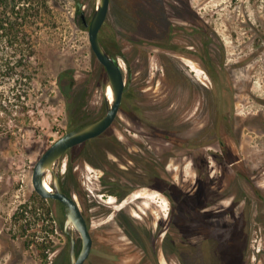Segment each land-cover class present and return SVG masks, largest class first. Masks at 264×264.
Here are the masks:
<instances>
[{
	"label": "rangeland",
	"instance_id": "374dc122",
	"mask_svg": "<svg viewBox=\"0 0 264 264\" xmlns=\"http://www.w3.org/2000/svg\"><path fill=\"white\" fill-rule=\"evenodd\" d=\"M49 1L51 12L35 41L33 72L38 77L26 86L28 95L17 98L15 79L0 75V264H71L63 206L37 193L33 171L57 140L104 116L109 103L107 72L92 50L89 28L81 17L85 12L90 23L99 0ZM168 2L111 0L100 32L102 43L123 69L127 86L106 136L122 144L103 146L104 154H96L97 142L87 141L65 157L63 188L79 203L94 241L85 264L142 262L148 255L135 247L129 233L138 236V226L158 238L167 231L170 214L174 226L182 227L184 195L195 192L202 179L210 184L208 173L220 174L212 182L213 199L227 194L209 213L220 217L215 222L221 227L222 264H264L262 221L246 243V182L237 184L235 196L229 186L234 174L246 171L252 149L254 162L264 163V122L253 128L249 123L252 116H264V0H191L205 24L204 46L188 52L176 49L185 59L166 51L172 21L184 22ZM183 36L177 41L185 46L188 38ZM219 141L229 156L226 149L218 156ZM145 148L156 149L157 161L163 163L166 160L160 158L167 152L171 157L167 168L165 164L155 168L154 163L148 168L141 158L142 153L151 155ZM107 157L120 163L123 175L133 171L127 164L136 168L135 187L123 202L104 193L105 172L97 164L109 169ZM237 160L234 169L230 162ZM230 219L236 250L225 231ZM81 247L77 237V250ZM161 261L167 264L163 255Z\"/></svg>",
	"mask_w": 264,
	"mask_h": 264
},
{
	"label": "flooded vegetation",
	"instance_id": "af4514ba",
	"mask_svg": "<svg viewBox=\"0 0 264 264\" xmlns=\"http://www.w3.org/2000/svg\"><path fill=\"white\" fill-rule=\"evenodd\" d=\"M157 1L159 2L160 0H157ZM168 1H170V3L169 2L168 3L170 4L171 10L175 12L179 11V13H177L176 15L183 17L182 21L184 22L182 25H180V23L178 22L174 23L172 21L171 26L173 27V29L172 31H170V35L172 36V38L169 40L170 44L169 46H167L166 51L173 55L174 53L175 54L178 53L176 52V49L183 50L185 52H188L189 49H192V50L200 49L199 47L204 46L203 36L205 34V24L203 22V17L199 15L198 10H193L194 6L191 0H168ZM162 4L165 5L166 3L164 2ZM167 10H168V7L166 8V11ZM181 34L182 36L185 35L183 37L188 38L187 40L188 43H186L185 46L181 44L182 42L180 43L177 41V37L181 36ZM190 40L191 41L195 40L197 43L192 44L190 43ZM179 56L180 55L177 54L175 57H179ZM180 57H182V59H185L183 56H180ZM171 62H178V60L172 59ZM263 117L264 116L257 118V117L252 116V119L249 120L251 127L252 126L255 127L256 125L262 124V122H264ZM141 120L142 119L139 118V123H141ZM248 126L249 125H246V127ZM241 128L243 129L244 127L241 126ZM219 142L220 144H219L218 156L221 158L222 150L224 149H226V157L229 156L230 152L227 151V147L225 146L224 142H221V141ZM199 147L201 146H198V148ZM145 149L151 155L143 156L144 154L142 153L141 158L143 159V163L148 168L150 164H153V163H154L153 165L155 166V168H156V165L157 166L159 165L158 166L159 168L161 167V165H163V168L166 165V168H167L169 164L168 160H171L169 159L171 157L166 155L167 152L163 154L160 158V160H166L163 163L159 160L157 161V157L155 156L157 153L156 149L155 150L154 149L148 150L147 148ZM257 150H260V149H257ZM255 152L256 150L252 149L251 153L249 154V161L246 164V171L242 173L240 172V173L234 174L235 180L234 182H230L229 184V186L231 187L230 191L231 193H233V196H235L234 188L237 186L239 182L240 183L246 182V185L248 188V190H246L247 199H248L247 201L248 202V216H247L248 239L246 243L250 242L249 239H251V235L254 234V229L257 230L259 226L261 227L262 225L261 221L262 223H264L263 221L264 220L263 219L264 217V186L263 185L264 184L262 182L260 183V181H264V163H262L261 165H257L254 162L256 159ZM188 158L194 162V165L197 164L198 161L196 160L194 155L189 154ZM222 160H225V157ZM239 162H240L239 160L235 162H230V166L234 167V169H237ZM220 173L223 175L221 170H220ZM136 174L137 173L133 174L135 175L134 178H136ZM156 174L159 177H162L157 172ZM167 174H168V169H167ZM143 175L146 176L148 174L144 173ZM208 175L211 178L209 180V182L211 181L210 184L208 185L206 184L205 179H202L200 177V172H199L198 178L200 181L202 179L201 185L197 187L195 192L184 195L185 197L183 200L186 202H184L185 210H184V213L182 214V220H185V223L184 225H182V227H180L179 225H177V227L174 226V223L172 221V218H173L172 214L169 215V218H168L169 227L167 231H164L165 234L163 238L161 236L163 235L164 232L160 233L158 235V238H156V237L151 236L152 234L151 232L147 233L146 229L139 228L138 226L135 225L137 228L136 233L138 234V236L133 234V232H130L129 236L131 237V242L135 245L136 248L143 249V251H145L144 253L147 254L148 257L147 258L143 257L142 262H139V263L134 262L132 264H162L161 255L164 256L167 264H222V248H221L222 239L219 235L221 232V227L219 228V225L215 222V219L220 220V217H218V215L217 217L214 215L211 216L209 213L210 211L213 210V208L216 207V205L218 206L221 202H223L222 201L223 199L221 196L223 195L226 198L227 194H217L215 195V199H213L214 196L211 195L212 193L211 191L214 189H211V187H213L215 183H212V182H215L217 180V177H219L220 174H216L215 176V175H212L211 173H208ZM158 176L154 175L152 178L157 179ZM61 181H62V174H61ZM147 186L150 187V185H147ZM162 192L171 202V198L168 195V193L165 191H162ZM110 195H113V194H110ZM127 196L121 200L119 199V196H115V197L117 198V201L123 202L125 201ZM202 197L204 199L203 202L201 201ZM206 197H207V200H206ZM195 198L197 199L198 201L197 204L199 205L194 203L193 199ZM216 211L217 210H215V212ZM217 213L219 212L217 211ZM202 220L204 221L202 222ZM228 222L231 224L232 219H230ZM133 224L134 223L132 222V225ZM232 224L230 225L229 229H225V231L226 230L228 231L226 232H227V235L229 234L228 237L230 240V246H233V249L236 250L235 249V245L237 244L236 238L231 237L232 234L235 232L231 227ZM135 226H133V228ZM256 230H255V233H256ZM6 244H7L6 246L10 245L9 243H6ZM8 249L9 248L7 247L5 250H8ZM4 253L5 252H3L2 255ZM233 255H236V251L233 253ZM120 264H124V263L121 262Z\"/></svg>",
	"mask_w": 264,
	"mask_h": 264
},
{
	"label": "water",
	"instance_id": "95a60500",
	"mask_svg": "<svg viewBox=\"0 0 264 264\" xmlns=\"http://www.w3.org/2000/svg\"><path fill=\"white\" fill-rule=\"evenodd\" d=\"M110 3L111 0H99L90 23L87 21L85 12L81 13V17L84 25L89 28L92 50L106 69V89L111 88L113 101L108 103L104 116L67 132L57 140L37 161L33 171V185L37 193L45 199L58 200L63 206L64 230L70 239L71 264H85L92 252L94 241L87 218L79 203L63 188L61 174L65 157L70 149L101 136L113 126L119 115L127 85L122 67L100 39L101 29L109 14ZM49 177L52 178L50 182L52 190H48L46 186ZM70 226L74 228V233L68 231ZM77 237L82 241L80 251L77 250Z\"/></svg>",
	"mask_w": 264,
	"mask_h": 264
},
{
	"label": "trees",
	"instance_id": "16d2710c",
	"mask_svg": "<svg viewBox=\"0 0 264 264\" xmlns=\"http://www.w3.org/2000/svg\"><path fill=\"white\" fill-rule=\"evenodd\" d=\"M50 3L49 0H0V75L4 79L7 77L15 79L14 90L17 98L27 96L26 86L38 77L33 72V68H36L35 61H37L35 41L39 38L38 35L43 33L44 21L52 8ZM77 7L80 11L81 4ZM109 132L110 130L89 140L97 142L96 145L94 144L96 154H104L103 146L122 144L115 137L106 139ZM113 155L118 157L116 152H113ZM102 157L101 160H103ZM106 159L110 165L109 169L103 164H97V167L105 172L102 178L104 193L119 196L121 200L135 187L133 174L136 168L127 164L133 171L129 175H123L124 170L117 160L108 159V157Z\"/></svg>",
	"mask_w": 264,
	"mask_h": 264
},
{
	"label": "bare ground",
	"instance_id": "6f19581e",
	"mask_svg": "<svg viewBox=\"0 0 264 264\" xmlns=\"http://www.w3.org/2000/svg\"><path fill=\"white\" fill-rule=\"evenodd\" d=\"M107 97H108L109 103H111V102L113 101V92H112L111 88H108V89H107ZM46 186H47V189H48V190H52L51 185H50V178L47 179ZM69 229H70V230H69ZM68 231L74 233L75 230H74L73 227L70 226V227L68 228ZM75 235H76V233H75ZM76 236H77V235H76Z\"/></svg>",
	"mask_w": 264,
	"mask_h": 264
}]
</instances>
